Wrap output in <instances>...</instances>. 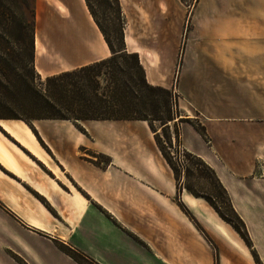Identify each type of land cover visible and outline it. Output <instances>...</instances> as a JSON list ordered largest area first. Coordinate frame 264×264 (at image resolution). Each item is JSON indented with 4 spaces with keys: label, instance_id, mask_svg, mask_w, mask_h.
<instances>
[{
    "label": "crops",
    "instance_id": "1",
    "mask_svg": "<svg viewBox=\"0 0 264 264\" xmlns=\"http://www.w3.org/2000/svg\"><path fill=\"white\" fill-rule=\"evenodd\" d=\"M52 1L64 19L48 28L49 3L37 2L41 77L111 56L84 0ZM120 4L126 51L178 96L180 142L215 172L253 247L219 215L228 240L199 221L197 199L213 209L204 198L182 195L189 214L176 203L148 122L0 120V264H78L57 243L98 264H257L253 253L264 264V0H198L190 13L180 0ZM76 16L85 29L64 27Z\"/></svg>",
    "mask_w": 264,
    "mask_h": 264
},
{
    "label": "trees",
    "instance_id": "2",
    "mask_svg": "<svg viewBox=\"0 0 264 264\" xmlns=\"http://www.w3.org/2000/svg\"><path fill=\"white\" fill-rule=\"evenodd\" d=\"M85 1L92 19L104 37L111 56L72 71L46 77L40 85H37L35 23L30 26L26 21L16 17L14 9L18 6V0H0V89L2 92L7 90L13 96L24 100L25 108H29L31 121L148 122L160 151L172 168L176 181H179V170L161 147L158 141V130L154 129L155 121L161 123L163 127H167L168 124L176 120L174 117L176 112L173 111L171 103L172 92L161 87L151 86L146 80L138 54L126 51V20L120 0H105L106 5L115 8V45L108 39L102 21L94 13L90 0ZM180 1L184 3V0ZM126 60H131V66L128 69L135 71V74L127 72L123 67ZM21 62L30 67L29 75L14 74L13 64ZM102 82L105 83L104 87ZM159 96H163L165 99L158 101L157 97ZM0 120L30 122L17 117H0ZM198 132L203 133V130L198 128ZM188 160L194 161L197 167L204 168L211 175L216 192L199 195L189 186L185 185V189L195 197L204 198L218 215L239 233L248 247L252 248V241L246 225L234 210L230 197L215 172L200 158L190 153H188ZM185 172L186 177H189L188 169ZM180 207L186 210L184 205H180ZM228 213L231 214V220L228 219ZM57 246L78 264H98L78 250L61 243H57ZM254 257L257 264H262L256 253Z\"/></svg>",
    "mask_w": 264,
    "mask_h": 264
},
{
    "label": "rangeland",
    "instance_id": "3",
    "mask_svg": "<svg viewBox=\"0 0 264 264\" xmlns=\"http://www.w3.org/2000/svg\"><path fill=\"white\" fill-rule=\"evenodd\" d=\"M197 1L198 0H184V3L182 4L187 8L188 12L190 13ZM37 2L38 0H18V6L15 7L14 9V14L19 20L26 21V23L30 26H33L35 23V35H36V24H37V12H36ZM47 2L49 3V5L47 4L48 7L46 8V15L43 18L45 20V24L43 28L49 27L50 20L60 17V13H59L60 6L57 5L56 8H54L52 0H47ZM90 4L96 16L99 19H101L102 26L108 36V39L111 41L112 44L115 45L116 44V41H115L116 27L114 25L115 8L113 6L106 5L105 0H90ZM83 5H84V12L86 14L87 19L90 22H93L95 24L87 8L85 0H84ZM64 7L67 8L66 3H64ZM86 10H88V13H86ZM131 11H132V15H134L137 9L135 8V9H132ZM63 19L64 18H59L58 20L61 21ZM78 21L80 22V25L82 26L88 25L83 21V19L80 16L78 18ZM126 21H127V18H126ZM124 64L125 65H123V67L125 68L127 72L135 74V71L128 69V67L131 66V60H126ZM24 65L25 64L24 63L22 64V62L13 64L12 69H13L14 74L29 75L30 67H27L26 65L25 66ZM35 73L38 76L36 84L40 85V83L46 77H41L36 72V69H35ZM102 86L103 87L105 86L104 82H102ZM171 96H172L171 98L172 108H173V111L176 112L174 116L176 117V120L168 124L167 127H163L161 123L155 121L154 129L158 130V141L161 147L164 149L168 157L171 159L174 166L178 168L179 170V181H175L176 192H175L174 199L178 205H182V201H181L182 195L184 199L186 197H193L188 194L187 190L185 189V185L192 188V190L199 195H203L206 193L214 194L216 191H215V186L213 184V181H211V175L207 171H205L204 168L197 167L194 161L188 160V153L184 150L180 142V130L184 125H186V123H188L189 120H185L184 118L180 117V111L178 108L179 100L176 102V106H175L173 102V93ZM164 99L165 98L163 96L157 97L158 101H163ZM0 117H17V118H22L24 120L27 119L28 121H31L29 108H25L24 100L23 99L20 100L19 97L13 96L7 90L2 92L1 89H0ZM190 121H192L194 125L198 126L197 120H194L192 118ZM186 169H188V172L190 174L189 177H186V172H185ZM170 186H171V182H170ZM197 200L199 203L198 210H195V214L191 211L194 214V216L199 221L204 223L213 234H215L218 237L222 236L224 237V239L226 238V240H228L229 225L226 224L212 208H208L207 206H205V204L202 201H200L199 199ZM220 206H222L221 203H220ZM184 211L187 214H189L187 210H184ZM230 216L231 214L228 213V219L231 220ZM210 218L219 222V225L222 228L221 230H223V232L225 233L224 235L218 232H214L211 229V227L207 225V221ZM210 239L214 243V245L224 247L226 250H228V247L225 246L223 242H221L219 239L217 238H210Z\"/></svg>",
    "mask_w": 264,
    "mask_h": 264
},
{
    "label": "bare ground",
    "instance_id": "4",
    "mask_svg": "<svg viewBox=\"0 0 264 264\" xmlns=\"http://www.w3.org/2000/svg\"><path fill=\"white\" fill-rule=\"evenodd\" d=\"M78 16H76L75 18H74V20H71V21H68V20H65L64 22H69L70 24H64V27H72V26H74V27H79V28H81V29H85V26H82V25H80V22L78 21Z\"/></svg>",
    "mask_w": 264,
    "mask_h": 264
},
{
    "label": "built area",
    "instance_id": "5",
    "mask_svg": "<svg viewBox=\"0 0 264 264\" xmlns=\"http://www.w3.org/2000/svg\"><path fill=\"white\" fill-rule=\"evenodd\" d=\"M179 99H178V96L175 94V93H173V102H174V105L176 106V102L178 101Z\"/></svg>",
    "mask_w": 264,
    "mask_h": 264
}]
</instances>
